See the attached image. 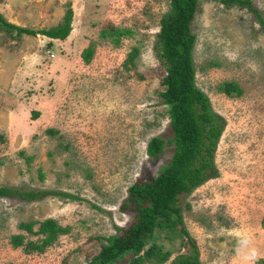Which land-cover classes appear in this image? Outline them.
Segmentation results:
<instances>
[{"label":"rangeland","instance_id":"obj_1","mask_svg":"<svg viewBox=\"0 0 264 264\" xmlns=\"http://www.w3.org/2000/svg\"><path fill=\"white\" fill-rule=\"evenodd\" d=\"M252 1L264 18V0ZM169 3L0 0L8 22L34 30L59 26L73 10L62 42L0 27V187L75 197H0V263L88 264L98 237L129 225L120 209L128 188L155 176L174 153L170 145L156 158L146 153L153 137L173 138L153 47ZM192 32L196 86L225 130L217 176L180 196L184 226L202 264H264V28L246 8L201 0ZM225 83L242 93L225 95ZM46 219L68 231L30 247L45 236L20 225L38 231ZM18 234L22 247L11 243ZM186 241L161 231L154 242L170 258L158 264L188 254Z\"/></svg>","mask_w":264,"mask_h":264},{"label":"trees","instance_id":"obj_2","mask_svg":"<svg viewBox=\"0 0 264 264\" xmlns=\"http://www.w3.org/2000/svg\"><path fill=\"white\" fill-rule=\"evenodd\" d=\"M214 1L225 8L236 6L248 9L264 28V18L252 0ZM200 2L201 0H170L153 46L154 54L165 72L159 95L168 108L173 138L164 140L161 137H153L147 143L146 153L153 159L163 153L166 145H170L174 146L172 158L155 176L149 180L139 177L128 188L127 198L120 209L130 215L129 225L118 229V234L98 237L99 252L88 264L163 263L170 258V252L164 254L163 248L154 242L161 231L175 239H186L190 247L188 254L178 255L175 264H202L197 245L184 226L180 196L189 194L217 176L215 151L225 130V123L213 113L209 98L196 86L193 54L197 37L192 32V24ZM72 18L73 10L69 9L59 26L34 30L10 23L0 14V27L15 31L20 36L42 35L50 41L62 42L71 34ZM109 30L117 33L115 28ZM51 43L53 42H49L50 47L53 45ZM136 52L138 53V50ZM219 87L227 96L234 97L242 93L233 83L221 84ZM40 175L42 177L43 173ZM14 195L30 201H40L50 195L75 199L74 196L63 192H20L17 188L0 187L1 198ZM40 224L38 231H33L32 223L20 225L27 233L45 236L42 245L28 242L27 245L32 248L42 249L52 244L60 233L68 231L54 219H46ZM25 239V235H14L11 237V243L15 247H22L25 245Z\"/></svg>","mask_w":264,"mask_h":264}]
</instances>
